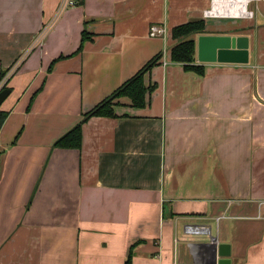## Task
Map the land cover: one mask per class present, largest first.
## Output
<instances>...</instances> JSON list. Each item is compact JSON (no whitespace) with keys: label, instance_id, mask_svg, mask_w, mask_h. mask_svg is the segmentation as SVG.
Here are the masks:
<instances>
[{"label":"crops","instance_id":"obj_1","mask_svg":"<svg viewBox=\"0 0 264 264\" xmlns=\"http://www.w3.org/2000/svg\"><path fill=\"white\" fill-rule=\"evenodd\" d=\"M60 1L16 15L0 2V75L20 61L0 104V264L130 251V264H218V243L229 264H264V0L252 17L205 16L212 0H78L56 15ZM195 19L247 36L249 62H199L202 34L203 76L172 62L171 29ZM158 53L143 108L120 98L116 117L83 124L79 149L53 147Z\"/></svg>","mask_w":264,"mask_h":264},{"label":"trees","instance_id":"obj_2","mask_svg":"<svg viewBox=\"0 0 264 264\" xmlns=\"http://www.w3.org/2000/svg\"><path fill=\"white\" fill-rule=\"evenodd\" d=\"M205 27L206 24L203 19H195L174 26L171 29V37L175 40V43L170 48V60L182 64L184 71L192 72L198 76L204 75L205 66L196 63V40L193 36L204 34ZM85 35V31H83L82 42L85 40ZM161 58V53L154 55L134 75L124 81L92 109L83 113L81 119L53 143V147L79 149L82 143L83 124L92 117H116L114 106L118 104V99L120 98H128L130 106L134 108H143L147 103L146 96L155 89L154 84H145V76L158 64ZM7 71L4 70L1 73L0 79L5 76ZM5 88H7L6 83L2 89ZM6 116L7 112L0 111V126ZM130 253L131 251L124 264H130Z\"/></svg>","mask_w":264,"mask_h":264},{"label":"water","instance_id":"obj_3","mask_svg":"<svg viewBox=\"0 0 264 264\" xmlns=\"http://www.w3.org/2000/svg\"><path fill=\"white\" fill-rule=\"evenodd\" d=\"M197 60L201 63L247 64L249 62V39L247 36L206 35L197 37ZM10 93L9 88L0 90V104ZM198 234L209 235L210 240L217 242L209 230L198 231ZM218 264H229L230 246L226 243L217 244Z\"/></svg>","mask_w":264,"mask_h":264},{"label":"built area","instance_id":"obj_4","mask_svg":"<svg viewBox=\"0 0 264 264\" xmlns=\"http://www.w3.org/2000/svg\"><path fill=\"white\" fill-rule=\"evenodd\" d=\"M249 0H212L211 7L204 12L205 16L207 15H216L223 12L229 14H237L238 16L244 17H252V11L248 10ZM78 4V0H61L56 11V15L60 14L62 11L67 8L74 7ZM149 35L153 37H167V30L164 26L159 24H153L150 26ZM35 43L39 42V36L35 39ZM20 61L16 62L5 74V76L0 79V90L8 80V78L12 75V73L18 67ZM163 64L165 63L163 56Z\"/></svg>","mask_w":264,"mask_h":264},{"label":"rangeland","instance_id":"obj_5","mask_svg":"<svg viewBox=\"0 0 264 264\" xmlns=\"http://www.w3.org/2000/svg\"><path fill=\"white\" fill-rule=\"evenodd\" d=\"M3 8L9 12L18 14H31V12L38 6L39 0H0Z\"/></svg>","mask_w":264,"mask_h":264},{"label":"bare ground","instance_id":"obj_6","mask_svg":"<svg viewBox=\"0 0 264 264\" xmlns=\"http://www.w3.org/2000/svg\"><path fill=\"white\" fill-rule=\"evenodd\" d=\"M237 15V14H236Z\"/></svg>","mask_w":264,"mask_h":264}]
</instances>
